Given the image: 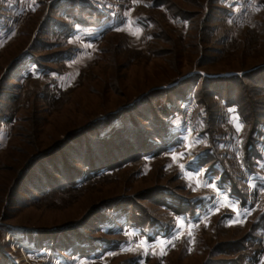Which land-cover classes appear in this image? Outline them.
I'll list each match as a JSON object with an SVG mask.
<instances>
[{
    "label": "rangeland",
    "instance_id": "rangeland-1",
    "mask_svg": "<svg viewBox=\"0 0 264 264\" xmlns=\"http://www.w3.org/2000/svg\"><path fill=\"white\" fill-rule=\"evenodd\" d=\"M0 264H264V0H0Z\"/></svg>",
    "mask_w": 264,
    "mask_h": 264
},
{
    "label": "trees",
    "instance_id": "trees-1",
    "mask_svg": "<svg viewBox=\"0 0 264 264\" xmlns=\"http://www.w3.org/2000/svg\"><path fill=\"white\" fill-rule=\"evenodd\" d=\"M262 71V69L260 70V72ZM257 72H259V70L257 71ZM260 118H261V115H257V118H254L255 119V125H256V127H258L259 126V122H260ZM251 141H253V139H251Z\"/></svg>",
    "mask_w": 264,
    "mask_h": 264
},
{
    "label": "snow or ice",
    "instance_id": "snow-or-ice-1",
    "mask_svg": "<svg viewBox=\"0 0 264 264\" xmlns=\"http://www.w3.org/2000/svg\"><path fill=\"white\" fill-rule=\"evenodd\" d=\"M133 34H136V33H133ZM242 126L241 125H237V130H240V128H241ZM189 235H191V233H189Z\"/></svg>",
    "mask_w": 264,
    "mask_h": 264
}]
</instances>
